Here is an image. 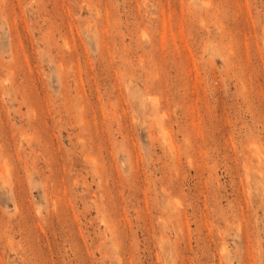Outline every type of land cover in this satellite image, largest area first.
Returning a JSON list of instances; mask_svg holds the SVG:
<instances>
[{
    "label": "rangeland",
    "instance_id": "374dc122",
    "mask_svg": "<svg viewBox=\"0 0 264 264\" xmlns=\"http://www.w3.org/2000/svg\"><path fill=\"white\" fill-rule=\"evenodd\" d=\"M0 264H264V0H0Z\"/></svg>",
    "mask_w": 264,
    "mask_h": 264
}]
</instances>
